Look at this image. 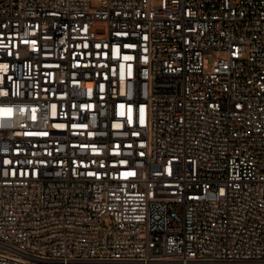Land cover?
Listing matches in <instances>:
<instances>
[{
  "label": "built area",
  "instance_id": "2783aa9c",
  "mask_svg": "<svg viewBox=\"0 0 264 264\" xmlns=\"http://www.w3.org/2000/svg\"><path fill=\"white\" fill-rule=\"evenodd\" d=\"M0 264H264V0H0Z\"/></svg>",
  "mask_w": 264,
  "mask_h": 264
},
{
  "label": "rangeland",
  "instance_id": "374dc122",
  "mask_svg": "<svg viewBox=\"0 0 264 264\" xmlns=\"http://www.w3.org/2000/svg\"><path fill=\"white\" fill-rule=\"evenodd\" d=\"M158 0H152V2L153 3H156ZM206 57H207V59L211 62V60H212V54L211 53H208V54H206ZM104 222L106 223V225H108V224H110L111 223V219H110V217L109 216H104Z\"/></svg>",
  "mask_w": 264,
  "mask_h": 264
},
{
  "label": "snow or ice",
  "instance_id": "6c2138e0",
  "mask_svg": "<svg viewBox=\"0 0 264 264\" xmlns=\"http://www.w3.org/2000/svg\"><path fill=\"white\" fill-rule=\"evenodd\" d=\"M126 59H129L130 57H125ZM130 122V121H129ZM119 127V125H117ZM91 175V173H89ZM129 175H132V173H129Z\"/></svg>",
  "mask_w": 264,
  "mask_h": 264
}]
</instances>
